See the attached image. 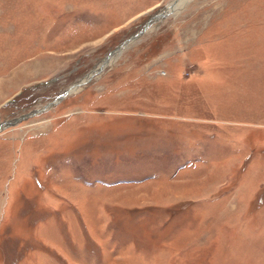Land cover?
<instances>
[{"label":"rangeland","instance_id":"1","mask_svg":"<svg viewBox=\"0 0 264 264\" xmlns=\"http://www.w3.org/2000/svg\"><path fill=\"white\" fill-rule=\"evenodd\" d=\"M171 1L0 0V264H264V0Z\"/></svg>","mask_w":264,"mask_h":264},{"label":"bare ground","instance_id":"2","mask_svg":"<svg viewBox=\"0 0 264 264\" xmlns=\"http://www.w3.org/2000/svg\"><path fill=\"white\" fill-rule=\"evenodd\" d=\"M189 0H175V1H173L172 3H170V6H167V7H165V11H168V10H170V9H172V8H178L179 6H183L184 5V3L185 2H188ZM128 44V43H127ZM127 44H124V47L127 45ZM118 50H116V51H113L112 53H110L104 60V65L102 66L101 64L100 65H98L97 67H96V69H94L90 74H89V76L86 78V79H84V80H87V79H89L90 78V76L91 75H93L94 74V71H97V70H99V69H101V68H103L104 66H106V64H109L108 62H111L116 56H118L119 54H120V52H117ZM116 55V56H115ZM83 80V81H84ZM70 89H72L71 91H73L74 90V87H72V88H70ZM12 120H9V121H6L5 122V124L6 123H8V124H10V122H11ZM5 124H3V125H0V127L1 126H6Z\"/></svg>","mask_w":264,"mask_h":264},{"label":"water","instance_id":"3","mask_svg":"<svg viewBox=\"0 0 264 264\" xmlns=\"http://www.w3.org/2000/svg\"><path fill=\"white\" fill-rule=\"evenodd\" d=\"M173 1H175V0H172L170 3H172ZM170 3L167 5V6H170ZM166 6V7H167ZM169 13H165V12H160V13H158L155 17H156V19L157 18H161V17H164V16H166V15H168ZM153 21V19L150 21V22H148L144 27H143V29L140 31V32H138L135 36H133L132 38H134V37H136V36H139L140 34H142L148 27H149V25H150V23ZM132 38H130V39H128L127 41H125L124 42V44H127ZM122 48H124V45L122 44V45H120L119 47H117L116 48V50H121ZM116 50H114V51H116ZM68 92H70V89H68L63 95H65V94H67ZM38 110H34V111H32V113H35V112H37ZM21 118H17L15 121H17V120H20ZM12 122H14V121H11L10 123H12ZM8 123H6V125H7Z\"/></svg>","mask_w":264,"mask_h":264}]
</instances>
